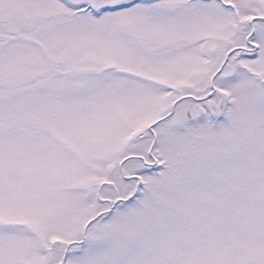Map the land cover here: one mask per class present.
Returning a JSON list of instances; mask_svg holds the SVG:
<instances>
[{
    "label": "snow or ice",
    "instance_id": "6c2138e0",
    "mask_svg": "<svg viewBox=\"0 0 264 264\" xmlns=\"http://www.w3.org/2000/svg\"><path fill=\"white\" fill-rule=\"evenodd\" d=\"M0 264H264V0H0Z\"/></svg>",
    "mask_w": 264,
    "mask_h": 264
}]
</instances>
